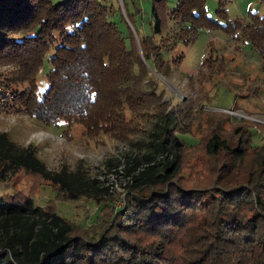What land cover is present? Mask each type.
Returning a JSON list of instances; mask_svg holds the SVG:
<instances>
[{"label": "trees", "instance_id": "obj_1", "mask_svg": "<svg viewBox=\"0 0 264 264\" xmlns=\"http://www.w3.org/2000/svg\"><path fill=\"white\" fill-rule=\"evenodd\" d=\"M228 2L220 1L219 23L208 16L206 0H176L173 9L170 0H154L146 34L126 6L140 51L131 27L125 37L114 21L122 14L114 1L0 0V64L11 68L0 112L65 127L69 137L79 127L92 139L131 146L122 174L120 158L107 164L128 179L125 205L116 209L117 197L99 175L82 165L51 169L37 146L0 133V184L21 171L31 179L27 194L0 204V264H264V145H252L254 123L209 113L208 134L189 144L183 137L191 134L184 127L191 114L169 107L159 92L158 75L165 77L170 62L179 66L180 45L202 31H223L240 51L250 45L264 73V16L231 20ZM214 53L211 44L198 73L224 74L226 57ZM194 149L208 158V184L186 167ZM44 184L64 201L113 211L102 222L78 225L54 204L36 207L32 197Z\"/></svg>", "mask_w": 264, "mask_h": 264}, {"label": "rangeland", "instance_id": "obj_2", "mask_svg": "<svg viewBox=\"0 0 264 264\" xmlns=\"http://www.w3.org/2000/svg\"><path fill=\"white\" fill-rule=\"evenodd\" d=\"M111 1L122 9V14L113 17L118 28L125 37H128L129 27H131L139 50L142 51L138 35L129 21L125 7L127 6L129 14H135L136 27L141 33L146 34L153 24L154 0ZM175 1L170 0L171 9L175 7ZM220 1L206 0V6L208 16L212 20L223 23L217 15ZM227 10L231 20L248 19L249 13L252 12L264 16V0H230ZM211 44L215 47V59L222 60L226 57L227 65L222 75L207 71L198 73L208 57ZM179 51L184 54L182 63L176 66L170 62L165 77L158 75V79L163 84L159 92L165 91L164 101H167L169 107L184 114L187 112L191 114L190 124L188 121L184 125L191 134L183 139L189 144L198 142L208 134L213 122L209 113H226L236 120L253 122L255 127L251 128L254 134L252 145H264V73L260 67V58L252 51L251 46L246 45L240 51L237 50V43L223 31H202L199 38L191 45H180ZM47 68L39 75L40 85L44 82L43 75ZM10 69L9 66L0 64V88L2 89L6 85L4 82ZM238 122H232V124L238 125ZM64 129L66 128L46 127L22 113L0 112V133L7 132L11 139L22 147L37 146L40 158L51 169L58 170L67 166L75 170L78 165L84 166L92 175H99L106 185L113 187L111 194L117 197L114 202L115 208L124 206L125 197L128 194L126 188L128 179L121 174L126 166L124 155L131 148L130 143L113 140L109 136L92 139L84 136L79 127L72 128L69 137L63 131ZM41 133L48 134L50 137L43 135V141H33L34 136ZM51 135L56 139L51 138ZM189 153L186 167L191 168L194 175L204 176L201 181L203 184H208L210 171H206L202 166L208 165V158L197 149L188 150ZM119 158L122 161L121 167L118 168L121 174L116 175V169L110 172L107 164L111 159ZM30 187L31 179L25 172L21 171L10 176L6 182L0 184V204L11 203L18 193L27 194ZM32 198L36 207L46 208L54 204L58 214L84 227L93 224L96 217L97 222L108 219L113 211L106 207L102 213H99L94 202L83 200L75 203L59 199L57 191L47 184L40 187Z\"/></svg>", "mask_w": 264, "mask_h": 264}, {"label": "built area", "instance_id": "obj_3", "mask_svg": "<svg viewBox=\"0 0 264 264\" xmlns=\"http://www.w3.org/2000/svg\"><path fill=\"white\" fill-rule=\"evenodd\" d=\"M43 135H45V136H49V137H50V135H48V134L41 133V135H36V136H34L33 141H37V140H39V141H43V140H44ZM51 136H52L51 138L56 139L53 135H51ZM112 188H113V187H112ZM112 188L110 189V191L112 190Z\"/></svg>", "mask_w": 264, "mask_h": 264}]
</instances>
